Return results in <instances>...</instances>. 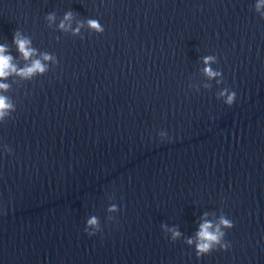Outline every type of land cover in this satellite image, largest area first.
Instances as JSON below:
<instances>
[{
    "label": "clouds",
    "instance_id": "obj_1",
    "mask_svg": "<svg viewBox=\"0 0 264 264\" xmlns=\"http://www.w3.org/2000/svg\"><path fill=\"white\" fill-rule=\"evenodd\" d=\"M255 11L264 18V0H256L254 5ZM73 13L71 11L64 14L63 19L60 21L58 28L62 31H69L71 29V21L73 20ZM45 19L51 25L56 20L55 13H49ZM88 28L96 33H103L104 28L97 19H89L87 21ZM79 25L75 29H71L73 35H78L80 32ZM13 43L16 46L21 58L26 62L23 67H18L14 62V57L9 54V49L6 45L0 44V80H4L12 75L20 77L22 80H32L37 75H43L49 70V63H58L54 54L48 52H38L36 48L32 46V40L30 37L24 35L21 31L16 30L13 36ZM39 58H34V57ZM30 61V63H28ZM217 62V57L214 55H208L203 58L205 65L203 72L209 80L215 79L217 84L223 82L222 72L212 67V64ZM210 87V85H205ZM10 85L0 82V93L7 92ZM217 99H223L224 103L228 106L233 105L236 100V93L230 91L228 88L220 90L217 94ZM15 104L12 100L4 95L0 94V123L5 121L6 117H10L15 111ZM160 137H165L166 133L161 131L158 133ZM109 213H115L118 211L117 205L112 204L107 208ZM214 215V214H213ZM209 213H205L201 218L199 228L194 237H187L184 239V243L190 247H194L197 258L210 254L217 248L226 250L230 245L225 242V229H231L234 225L233 222L226 218L221 212L218 218L215 220L208 219ZM111 219V217H109ZM161 229L164 233L170 236L171 241H176L182 237V233L175 226H168L167 224H161ZM100 220L97 216L92 215L86 220L84 232L88 236H94L98 232H101Z\"/></svg>",
    "mask_w": 264,
    "mask_h": 264
}]
</instances>
